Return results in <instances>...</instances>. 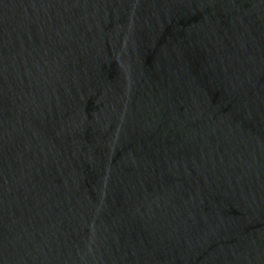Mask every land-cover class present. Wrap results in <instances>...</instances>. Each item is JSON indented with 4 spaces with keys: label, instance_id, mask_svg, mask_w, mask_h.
<instances>
[{
    "label": "water",
    "instance_id": "water-1",
    "mask_svg": "<svg viewBox=\"0 0 264 264\" xmlns=\"http://www.w3.org/2000/svg\"><path fill=\"white\" fill-rule=\"evenodd\" d=\"M0 264H264V0H0Z\"/></svg>",
    "mask_w": 264,
    "mask_h": 264
}]
</instances>
